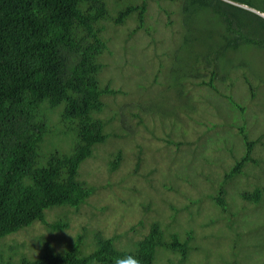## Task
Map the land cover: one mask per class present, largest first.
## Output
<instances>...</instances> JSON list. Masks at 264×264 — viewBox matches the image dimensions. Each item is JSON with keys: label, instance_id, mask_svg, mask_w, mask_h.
Segmentation results:
<instances>
[{"label": "trees", "instance_id": "16d2710c", "mask_svg": "<svg viewBox=\"0 0 264 264\" xmlns=\"http://www.w3.org/2000/svg\"><path fill=\"white\" fill-rule=\"evenodd\" d=\"M152 1L0 0V264H114V258L123 255H135L140 264H157L162 253H173L180 264L185 263L197 247L200 232L191 226L181 232L174 225L186 210L188 220L201 214V203L195 214L188 209L190 203L177 206L172 192L179 195L181 184L177 181L189 186L190 160L179 161L178 154L170 155V166H178L168 170L164 181L155 176V167L146 169L145 161L159 150L150 147L155 139L179 148L184 147L183 142L164 132L169 127L163 120H155V115H164L162 111L147 112L153 111L147 102L150 98L145 97L149 90L137 93L135 87L130 91L132 88L124 86L134 67L143 71L139 67L143 62L154 66L164 59L163 52L171 64L179 49H189L193 57L182 63L185 71L173 85L184 88L187 80L190 87L181 93L202 99L198 94L209 87L206 93L215 94L209 95L212 101L222 97L245 118L244 126H238L245 153L223 171L214 193L206 195L209 204L202 208L205 221L198 225H207L208 232L220 237V230L213 232L209 223L226 219L233 231L230 239L239 242L234 235L238 231L232 228L233 217L240 212L251 216L253 210L264 215V184L257 177L247 183L250 189L240 193L230 183L258 163L253 149L264 148V83L256 73L264 54V18L241 4L223 0H162L157 5L162 12L158 13L166 16L167 25L178 23L179 39L175 40V30H170L165 37L166 43H171L168 52L167 46L158 51L153 38L158 28L150 25L151 20L157 21L149 10ZM209 16L215 25L212 30L207 26L212 24L207 21ZM136 32L143 34V41L147 38L139 59L129 58L126 47ZM251 50H261L253 70L235 67L226 76L219 72L217 63H225L227 52L239 56L244 64ZM123 65L130 74L116 75ZM239 77L246 94L238 92L234 98L232 93H224L221 82L232 87ZM180 105L185 108L180 112L195 116L185 101ZM251 111L261 117L251 118ZM247 117L252 122L259 119L254 134L246 129ZM156 125L161 132L156 131ZM141 165L143 172L139 171ZM136 180L139 191L133 186ZM114 184L129 191L127 198L120 199L119 216L131 212V198L141 213H157L154 207H162V212L149 220L146 232L130 224L128 229L107 234L98 222L86 225L83 220L76 223L80 224L78 230L67 233L69 221H75L80 212L84 219L98 221L103 211L104 217L112 214L109 204L97 206L92 196ZM49 214L53 217L48 219ZM34 223L42 225V234L32 242L20 239L21 231L31 229ZM250 223L256 225L254 219ZM138 224L143 226V221ZM170 262L167 258L165 264Z\"/></svg>", "mask_w": 264, "mask_h": 264}, {"label": "rangeland", "instance_id": "374dc122", "mask_svg": "<svg viewBox=\"0 0 264 264\" xmlns=\"http://www.w3.org/2000/svg\"><path fill=\"white\" fill-rule=\"evenodd\" d=\"M223 1L234 2L236 5L241 4L240 6H242L245 10L264 15V0ZM161 2L162 0H154L149 7L152 14L151 16L157 17V21L152 22L151 20L150 25L158 28V30L156 32L154 31L153 34V38H156L157 40L158 51L161 46H167L166 50L168 52L171 43L168 45L165 37L170 34V30L174 29L175 32L173 34V38L178 40L179 33L176 31H178L179 25L178 23L167 25L166 16H163V14L162 16L159 15L158 12H162V10L159 9L157 5ZM208 20V23L212 24L207 26L210 30H212L215 26L212 16L207 17V21ZM147 21L148 20H146V22ZM233 21H235V18ZM131 25L132 27L134 26L133 24ZM146 26L148 28L150 27L148 25ZM243 27H245V25H243ZM143 38L144 36L140 32H136V34H133L130 37L131 42L126 46L130 50L129 58L139 59L142 54L140 52L141 47L147 42V38L144 39V41ZM160 38H162V40H159ZM135 48L137 50H135ZM149 52L150 51L145 53ZM260 53L261 50H257L246 54L245 62L243 64L241 63V58L239 56L229 51L225 56V63L223 64V61L217 63L219 72L226 76L227 73L232 71L235 67H243L245 70L247 68L251 71L253 70L251 68L256 64V59ZM164 54L165 52L161 54L164 59L160 58L159 61H156L155 65L152 64L154 66L148 64L145 65L144 62L142 66L141 63V66L139 67H142L143 71L136 67L132 70V67L129 66L132 70V78L125 79L124 86L127 89L132 88L130 91L135 87L137 89V93H144L149 90V95H146L145 97L150 98L147 99V102H150L149 106H151L153 111L147 110V112L149 114H161L160 111H162L164 115L162 117L155 115V120H163L169 127L168 131L164 129V132L174 134L171 136L173 140L183 142L182 146L184 147L179 148L175 144L165 145L163 141L155 139L154 141H156V143L150 144V147L154 149L156 146L159 150L155 151L153 157H150L147 161H145V164L148 163V165H145L146 169L151 166L155 167V176L159 180L164 181V176L167 174L168 170L171 171L178 166L176 163L170 166L168 163L170 155L174 154L176 156L178 154L180 158L179 161L182 160L184 162H189L190 160V168L188 167L190 184L186 187L183 183L177 181L178 184H181L180 188L177 189L179 190V195L173 191L172 198L174 203L180 207L185 203H190L188 205V209L195 214L198 203H201L199 207V209H201V214L196 215L193 220H188L186 210L183 218L182 215L181 217H177V222L174 227L182 232L191 226L195 230H199L200 236L199 239L195 241L197 242L195 245L197 247L192 248L187 256V260L182 264H264V215L259 214V211L253 210L250 213L251 216H246L244 215V212H240L237 217H233L234 220L232 228H236L235 231H238L235 232L234 235L238 241L241 239L239 242H233L232 238L230 239L233 235V231L226 225V219H218L215 223H209L213 225V232L217 229L220 230L219 232L222 234L220 237L215 233L208 232L207 225H203L202 227L198 225L200 222L205 221L204 215L202 214V208L209 204L206 195L214 193V189L218 185L217 182L223 178V171L229 169V167L245 153L244 142L238 133V126H244V113H239L237 111L238 107L230 108L231 105L228 106L222 97L216 98L215 96L214 98L216 99L212 101L209 95L215 94L214 92H212V94L206 93L209 91V87L204 88L202 93L198 92L200 97L201 94L203 95V99L197 98L193 93H188L187 95L181 93V91H185L188 87H190L189 81H184V88L177 83L173 85L172 81L177 80L180 73L185 71L182 63L189 60L193 57V55L189 53V49L176 50L174 52V61L170 64V58H168L167 55L163 56ZM171 55H173V53ZM210 65L212 66L213 64L211 63ZM163 67L165 69H163ZM104 70L102 71V74L104 73ZM117 72L119 73H115L116 75H119L120 73L130 74L128 71L126 73L124 65L121 66L120 71ZM256 73L259 74V80L264 83V54L260 57V64ZM108 77L111 76L109 75ZM171 86H174L177 89L175 90V88H171ZM185 86H187V88H185ZM237 87L239 88L236 90ZM152 88L154 89L153 91ZM221 89L224 93H232L234 98H236L234 94H237L238 92H242V95L246 94V87L240 77L236 78V82L232 84V87H227V82L225 81L221 82ZM184 96H186V98H183ZM223 98L227 97L224 96ZM166 99H171L172 102L168 103ZM184 101L185 104H188V106L190 105L189 107L191 108V111L195 112V116L193 118L187 117L184 113L180 112L183 110L185 111V108L183 109L180 105L181 102ZM199 102L202 107H199ZM256 108L257 107H255V109ZM186 111L188 112V109H186ZM249 116L253 119H255V117H261L258 114L256 115V112L254 111H251ZM250 117L246 118L247 121L248 119L249 121H246L245 126L249 133L254 134L259 126V119L256 118V121L252 122ZM262 126H264L263 121ZM156 131L161 132L160 127H157V125ZM181 131L182 134L180 133ZM263 140L264 136H262L261 141ZM185 143L186 145H190L186 146ZM123 147L124 150L127 149V145H124ZM253 155L258 159V163L251 166V170H249V172L244 173L243 171L230 181L231 185L233 186L234 184L235 190L239 193L250 189V185H247V183H249L254 176L258 178L257 181L264 184V148L255 147V149H253ZM206 158L208 162L206 161ZM130 167L131 165L128 164L127 168ZM145 167L141 165L139 171H145ZM126 183H128L129 186H132V183L129 180ZM227 185H229V182ZM133 186H135L139 191V181L134 183ZM102 191L103 188H101L97 194L92 196V202L100 207L105 204H109L112 209V214L108 217H104L103 211V214L100 216L101 219L98 221L94 218L89 220L86 218L84 219L83 213L80 212L81 214L75 218V221H69L70 227L67 229V233L70 234L71 232L78 230L77 228L80 224L76 225V223L83 222V220V223H86V225L98 222L104 227L107 234H112L113 232L118 233L122 229H128L130 224H135V228H137L139 232H146L149 220L157 213L160 214L162 212L161 206H155L154 208L157 210V213L153 210L141 213L136 209V203H133V199L131 198V212L128 210V213H125L123 216H119V211L117 210L119 206L122 207L120 199L127 198L129 196V191L127 192L124 187H117V184H114L112 188L109 187L107 190ZM132 191L130 194L135 193ZM231 191L237 195L233 188ZM199 194H205L204 198L206 199H203L202 195L199 196ZM198 198L201 199L198 201ZM190 199L193 201L191 202ZM210 208L213 209V207ZM166 210L167 209H163V212ZM107 211L108 210H106L105 213ZM169 212L170 211L166 213L168 214ZM52 217L53 216L51 214L48 215V219ZM121 217L123 218L121 219ZM252 219L255 220L256 225L250 223ZM138 220L143 221V226L138 224ZM43 230L44 229L40 223H34L31 229L21 231L20 236L18 237L32 242L34 241L33 237L42 234ZM126 233L131 234L132 231H127ZM204 233H206L205 236ZM180 236L183 237L182 234ZM159 257L160 260H158L157 264H165L167 258H170L172 261V263L170 262L169 264L181 263L177 260V256L173 253H162V256Z\"/></svg>", "mask_w": 264, "mask_h": 264}, {"label": "clouds", "instance_id": "9594fccd", "mask_svg": "<svg viewBox=\"0 0 264 264\" xmlns=\"http://www.w3.org/2000/svg\"><path fill=\"white\" fill-rule=\"evenodd\" d=\"M258 14L264 18V15L260 13ZM114 264H140V261L136 258L135 255H123L114 258Z\"/></svg>", "mask_w": 264, "mask_h": 264}]
</instances>
